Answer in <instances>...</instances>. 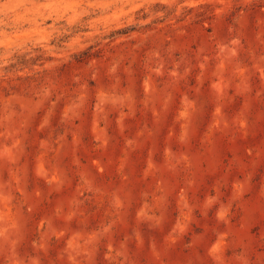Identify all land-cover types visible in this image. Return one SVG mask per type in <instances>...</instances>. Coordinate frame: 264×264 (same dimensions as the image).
Segmentation results:
<instances>
[{
    "label": "rangeland",
    "instance_id": "374dc122",
    "mask_svg": "<svg viewBox=\"0 0 264 264\" xmlns=\"http://www.w3.org/2000/svg\"><path fill=\"white\" fill-rule=\"evenodd\" d=\"M0 264H264V0H0Z\"/></svg>",
    "mask_w": 264,
    "mask_h": 264
}]
</instances>
